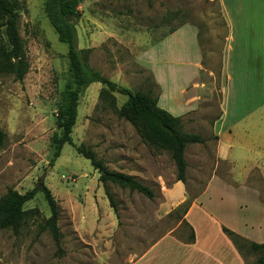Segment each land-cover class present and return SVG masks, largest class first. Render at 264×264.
I'll return each mask as SVG.
<instances>
[{
    "label": "rangeland",
    "instance_id": "1",
    "mask_svg": "<svg viewBox=\"0 0 264 264\" xmlns=\"http://www.w3.org/2000/svg\"><path fill=\"white\" fill-rule=\"evenodd\" d=\"M19 1L25 11L18 18V31L26 45L29 67L21 80L0 73V130L5 133L0 147V196L8 188L25 193L41 179L60 209L57 224L61 237L56 244L42 227L50 209L38 191L23 206L37 212L27 215L19 232L0 229V264H130L167 233L190 241L183 210L201 192L214 169L234 185L226 187L217 180L210 183L209 191L214 193L209 207L217 220L257 242L264 239V204H259L251 191L245 192L256 187L264 202L262 181L251 176L253 181L232 183L230 165L216 162L214 157L210 125L218 113L215 73L223 35L216 0H78L79 15L73 22L78 48L90 50L88 67L133 92L149 88L153 94L157 92L150 72L135 62V56L147 46L144 41L157 38L181 20L200 30L205 84L202 104L198 112L182 117L180 126L205 141L186 146L191 170L182 187L173 184L175 166L169 153L144 144L129 122L100 101L101 84H90L80 97L71 133L73 143L89 147L107 169L131 175L155 193L148 199L108 182L117 215L98 180L99 172L71 144H64L60 156L51 162V140L61 134L56 123L67 105L66 85L71 80L67 46L49 24L44 0ZM167 13L170 16L165 18ZM114 95L117 107L127 99ZM230 189L237 192L231 194ZM244 219L252 227L245 226ZM241 256L247 263L257 257L246 248Z\"/></svg>",
    "mask_w": 264,
    "mask_h": 264
},
{
    "label": "crops",
    "instance_id": "2",
    "mask_svg": "<svg viewBox=\"0 0 264 264\" xmlns=\"http://www.w3.org/2000/svg\"><path fill=\"white\" fill-rule=\"evenodd\" d=\"M216 1L225 33L223 30L219 54L220 115L210 125L215 161L230 165L232 183L253 181L251 176H256L264 187V143L261 142L264 139V0ZM169 29L157 38L144 41L147 46L138 52L135 62L150 72L158 86L157 105L173 116L185 117L200 110L205 86L198 27L186 22L173 31ZM190 170L187 161L186 180L190 178ZM213 180L226 187L234 186L215 169L210 173L183 216L193 240L184 241L167 233L130 264H246L221 227L238 230L219 222L209 207L210 195L214 193L209 191V186ZM173 184L178 188L183 185L176 178ZM230 190L231 194L237 192ZM250 191L259 204H264L259 189L248 187L245 192ZM243 224L253 225L245 219ZM258 243H264V239Z\"/></svg>",
    "mask_w": 264,
    "mask_h": 264
},
{
    "label": "trees",
    "instance_id": "3",
    "mask_svg": "<svg viewBox=\"0 0 264 264\" xmlns=\"http://www.w3.org/2000/svg\"><path fill=\"white\" fill-rule=\"evenodd\" d=\"M78 0H44L43 11L53 28L58 40L67 46V58L71 80L66 85L67 105L61 111V118L57 121V128L61 130L60 135H53V154L51 162L60 156L64 144H71L76 153L89 160L94 170L99 172L98 180L102 183L104 193L108 199L109 206L117 215L116 202L113 195L107 188V183L117 185L120 188L137 192L148 199H153L155 193L151 187L143 184L136 178L120 171H112L106 168L105 162L97 158L94 151L83 144L75 145L72 141L71 133L76 123L77 109L80 97L85 89L92 83L98 82L102 85L99 90V99L114 110L119 118L129 122L138 133L144 144L151 146L155 150H164L169 153L174 162L176 180L186 183L187 161L185 158V148L191 143H203L204 138L196 133L185 132L181 129L182 117L173 116L168 111L157 105L158 86L156 94L149 88L146 91H130L127 88L118 86L116 83L102 76L98 71L88 67L87 54L89 49H79L77 45V30L73 22L78 13ZM25 11V6L19 0H0V73L11 74L17 80L23 79L26 74L29 62L26 45L18 31V18ZM175 12L174 14H176ZM217 18L225 33V23L217 8ZM170 16L165 14V18ZM188 22L181 20L176 26L170 27V31L175 30L179 25ZM192 23V22H190ZM194 24V23H192ZM200 30L198 28V41ZM224 37H222V40ZM217 77L218 106L221 99L220 76L221 61L219 56L218 69L215 73ZM114 93L125 95L127 99L119 106H116V96ZM218 113L214 117L217 119ZM5 133L0 130V147L4 143ZM41 191L50 209V215L43 219L42 227L47 229L56 244H59L61 232L58 227L60 209L57 201L52 196L50 190L40 179L37 184L25 193H19L13 188L0 196V229H9L17 234L27 215L37 212L36 209H24V204L31 200L35 194ZM188 207L183 210V215ZM184 222V221H183ZM222 232L232 242L237 251L241 254L243 248L257 255L253 262L246 264H264V243L250 241L228 227L222 226ZM191 233L190 240H193Z\"/></svg>",
    "mask_w": 264,
    "mask_h": 264
}]
</instances>
